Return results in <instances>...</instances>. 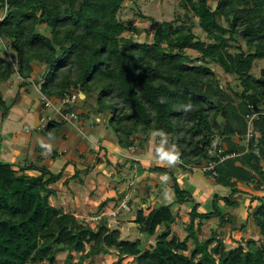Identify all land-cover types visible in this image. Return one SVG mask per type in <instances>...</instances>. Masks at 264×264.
I'll use <instances>...</instances> for the list:
<instances>
[{
    "label": "trees",
    "instance_id": "obj_1",
    "mask_svg": "<svg viewBox=\"0 0 264 264\" xmlns=\"http://www.w3.org/2000/svg\"><path fill=\"white\" fill-rule=\"evenodd\" d=\"M125 1L0 0V41L12 54L0 57V90L16 75L18 89L36 84L38 95L51 100L82 94L79 119H92L97 126L106 115L120 151L128 152L140 139L143 149L150 134L167 138V147L187 164L214 160L216 176L203 175L228 194L213 195L207 210L200 211L173 171L154 166L148 171L167 179L172 202L147 212L138 208L133 223L140 235L129 241L118 230L110 231L105 218L91 228L53 207L49 199L56 193L50 186L62 172L50 171L41 154L23 163L0 159V264H56L62 253L64 264H87L111 252L116 255L112 264H264V69L259 76L252 74L255 63L264 60V0H215L214 8L210 0H182L185 17L197 19L208 41L193 34V24L171 29L169 23L153 22L151 43L122 36L126 26L118 14ZM185 49L199 56L192 59ZM33 66L41 69L34 74ZM213 66L236 84L222 88ZM19 96L8 103L0 91V119ZM90 99L94 104L88 107ZM62 110L61 122L51 117L34 129L48 143L65 141L70 120L64 114L74 112L71 120L77 119L75 106ZM216 138L220 151L211 158L208 151ZM57 157L53 149L50 161ZM94 163H101L99 156ZM107 164L115 165L108 156ZM242 194L255 203L249 209L262 242L247 239L227 249L215 227L204 235L200 225L211 219H217L218 228L228 223L219 205L233 209ZM186 205L189 221L180 241L172 232L178 219L172 209Z\"/></svg>",
    "mask_w": 264,
    "mask_h": 264
},
{
    "label": "rangeland",
    "instance_id": "obj_2",
    "mask_svg": "<svg viewBox=\"0 0 264 264\" xmlns=\"http://www.w3.org/2000/svg\"><path fill=\"white\" fill-rule=\"evenodd\" d=\"M181 1L182 0H126L118 14V19L126 26V31L122 36L131 38L139 43H151L156 30V27L152 25L153 22L157 25L169 23L171 24V29L181 28L182 25L193 24V34H195L199 40L208 41L206 34L203 33L198 26L197 19L191 17V14H188V17H185L186 10L181 6ZM215 4V0L209 1V5L212 8L215 7ZM184 53L192 59L199 56L198 53L192 49H185ZM9 55H12L11 52L7 51L2 41H0V57L7 58ZM35 68L37 72L41 69L39 66H36ZM214 69L220 75L219 80L222 88H224L225 84L228 82L231 85L236 84L235 81H232L227 75L223 74L220 68L214 67ZM263 69L264 60L258 61L252 69V74L259 76ZM16 80L18 82L17 78ZM16 80H14V82ZM36 80L37 78H34V81ZM16 87L18 89V85H16L15 88ZM37 87L36 84L34 86L32 85V91L27 94L30 95L29 97L32 100L37 97ZM15 88L12 90L14 94L16 92ZM0 91L5 95V89H1ZM5 99L6 102H10V99ZM82 99L83 98L79 95V99L74 105L75 109H79L77 112V119H73V121L70 119V122L65 125V141L53 144L50 142L48 143L45 139H37L33 136V140L37 141L38 146H40H33V144L30 145V147L25 145L18 146L22 152L19 160L23 163V161L26 160L27 155L35 159L41 154L42 157H45V164L50 163V171H53L54 174L63 172L67 169L64 172L71 173L68 175L62 173V178L57 183L50 186L56 193L54 197H50V204L55 208L62 209L65 213L73 214L79 220L87 223L91 228H95L99 220L105 218L107 220L108 229L110 231L118 230L123 238L128 226L135 225L133 223L134 214L138 208L147 212L149 209L172 202L171 191L168 187L166 188L168 181L165 177L161 178L159 175L149 172L148 169H151L154 166L165 167L167 165V168L172 169V167H177L179 172L181 171L182 173L183 171L175 165V159H171V156H177L172 153V148L167 147V138L160 139L153 134H150L148 142L145 143L143 149H141L142 147L140 146V144L143 143L140 139L135 141L133 151H128L137 161L133 160V158H124L123 156H126V151H120L115 145L114 134L107 128L106 115L100 116L99 119H97V121L101 120L103 122L96 123L97 126H94V124L92 125V119L85 123L79 119L78 114L83 110ZM16 101L19 103V100ZM54 103H57L58 105V100L55 99ZM86 104L88 107L93 106V99H90ZM32 105L33 104L31 103L30 105H25L23 108L27 109ZM38 105L36 113L40 112L43 116H49V118L52 117V119H55L57 122H61V119L59 118L61 116H59L60 114L56 113L55 110L46 109L39 101ZM88 107L85 106V109ZM62 113H64L63 110ZM93 127L95 128L92 129ZM26 131L27 129H23L24 133H28ZM90 135H93L94 137H90ZM95 137L96 140L93 139ZM101 148H105V153L104 151L99 150ZM53 149H56L58 154H60L59 156H61L59 162L52 161V163L50 161ZM142 150L144 151V156L138 158V153L143 152ZM152 150L154 151L153 154ZM155 150H158L160 152V154H158L161 156L157 155ZM105 154H107L109 160L115 165L108 166L107 156H105ZM81 155L83 156V159H79V156ZM130 155L127 156L129 157ZM97 156H99L101 160V163L98 165L94 163L95 157ZM71 162L74 163L70 164ZM74 171L78 175L77 178L73 177L75 174ZM194 176L196 179L205 178L204 183H207L208 187L203 188L202 190L205 193H199L198 197V202L201 203V207L207 210L206 205L209 201L208 196L215 189V185L213 182H206V180L212 181V179H207V177L199 172L194 173ZM178 178L182 182L183 179L181 178V175L178 176ZM184 186L188 185L184 183ZM198 186L200 188L202 185L198 184ZM165 188L167 191H164ZM187 188H189V193L192 196L196 194L198 196V193L195 192V188ZM239 190L243 191L244 188ZM147 193L148 196H146ZM157 194H160L158 198L156 197ZM252 194V196H259V193L252 192ZM261 195L264 196V192L260 194V196ZM212 196L213 195H211V197ZM237 198L240 200L239 204L233 209L222 204L220 205L222 213L226 214V218L229 219L228 223L218 228L216 227L218 224L217 219H211L207 222H202L200 225L204 235L210 234L211 228L215 227L227 249L234 248L236 242H244L247 239L255 240L258 244L262 242V238L260 237L258 229L256 228L254 220L250 214L251 210L249 209V206H254L255 203L250 204L248 196L244 194ZM130 200L131 205H128ZM143 200L146 201L143 203ZM123 201H125L129 207V212L119 209ZM176 208L177 207H173L172 209L176 210L174 212H177L178 214L176 223L172 225V232L178 240L182 241L186 236L184 225L189 221L188 211L190 205L181 206L178 209ZM117 210L118 213L113 216L112 214ZM201 210L203 211L202 208H200V211ZM194 223L195 226L198 225L197 221ZM133 239L135 238L130 235L126 238V240L129 241H132ZM153 239L154 237H151L147 240L145 243L146 248L153 243ZM187 245L189 247L192 246L190 241H187ZM65 258L66 253L58 254L56 256V264H64ZM76 258L77 255H73L74 262ZM115 260V252H111L107 255L96 256L93 260L86 261V263L112 264Z\"/></svg>",
    "mask_w": 264,
    "mask_h": 264
},
{
    "label": "crops",
    "instance_id": "obj_3",
    "mask_svg": "<svg viewBox=\"0 0 264 264\" xmlns=\"http://www.w3.org/2000/svg\"><path fill=\"white\" fill-rule=\"evenodd\" d=\"M35 67L36 66H33L34 71H35L34 74H36V72H37ZM34 76L35 75L31 76V80H34V78H35ZM16 78H17V76L14 75L12 77V79H11V83H8V84L6 83V84L2 85V89H5L4 93H5L6 98H8V99L10 98L11 99V98L15 97L18 93L20 94V96L17 99V100H19V103L16 102V104L10 109L8 115L3 120L0 119V138H1L0 139V159L3 162H20L19 159H20V156L22 155V152L20 151V148H18V146H20V145H25V146H29L30 147V145L33 144V146L39 147L40 145L38 146V142L33 140V136L36 137L37 139H39V138L41 139L42 136L40 134H38L37 131L34 132V129H36L37 127H41L49 119V116H45V115L43 116V114L40 113V112L36 113V111L38 109V106H39L38 105V101H39L38 93H37L36 99L32 100L29 97L30 95H27V94H29L32 91L31 89H28L27 91H24L23 89H17V87L15 88V86L18 85V82H17ZM13 79L16 80V81L14 82ZM14 88L16 89L15 90L16 91L15 94L12 91ZM36 90H37V88H36ZM31 103L33 105L30 108H27V109L23 108L25 105H30ZM77 110L79 111V109H77ZM23 129H27L26 132H28V133H24ZM91 136L94 137L93 135H90V137ZM42 139L44 140V138H42ZM93 139L96 140V137L93 138ZM53 144H57V143L54 142ZM122 152H125V151L122 150ZM155 152H156L157 155L160 154V152L158 150L157 151L155 150ZM64 153H66V152H64ZM153 153H154V151L152 150V154ZM125 154H126V156L130 155L129 152H127V151H126ZM141 156H144V152H139L138 153V158L139 157L141 158ZM159 156H161V155H159ZM129 157L133 158L132 155H130ZM32 159H33L32 157H29V155H27V160L29 162H31ZM59 159H61V156L57 157V159L55 161L59 162ZM133 159H136V158H133ZM73 163L74 162H71L70 164H73ZM48 165H50V163ZM68 167H69V165H68ZM165 167L167 168V165ZM49 169H50V166H49ZM168 169L173 171L174 176L177 178V180L180 183L181 187L184 188L186 191L189 192V188H187V187H193V188L196 189L195 192L198 193V196L196 194V195L193 196V198L195 199L196 202H198L199 201L198 200L199 193H201V192L205 193L202 190H203V188H207L208 187L207 183H204L205 178H202L203 180L201 178L196 179L194 174H188V173H183V172L181 173V171L179 172L178 168H173L172 167V169H170V168H168ZM66 170H64V171H66ZM64 171L62 173H64V174L66 173L67 175L69 173H71V172H64ZM74 173H75V171H74ZM180 175H181V178L183 179L182 182L178 178V176H180ZM159 177L162 178L163 176H159ZM206 182H210L211 183L213 181H210V180L207 181L206 180ZM184 183L186 185H188V186H184ZM198 184H201L202 186L199 188ZM213 184L215 185L214 186L215 189L212 191V193L209 194L210 197H211V195H215V194H219L220 196H226L228 194V192H226L225 189H223L222 187L216 185L214 182H213ZM241 188L242 187H239V189H241ZM165 191H167V189H165ZM159 196H160V194H159ZM209 196H208V198L210 199ZM199 204L201 206V203H199ZM219 207H220V205H219ZM201 208L205 209L203 207H201Z\"/></svg>",
    "mask_w": 264,
    "mask_h": 264
},
{
    "label": "built area",
    "instance_id": "obj_4",
    "mask_svg": "<svg viewBox=\"0 0 264 264\" xmlns=\"http://www.w3.org/2000/svg\"><path fill=\"white\" fill-rule=\"evenodd\" d=\"M79 99V95H77L76 93H73L71 95H64L61 99L58 100V105L57 103H54V100L48 99L47 97L43 96V95H39V102L46 108V109H53L55 110L56 113L62 115L61 111L64 107H73L76 103V101ZM58 106V107H57ZM57 107V108H56ZM256 116V113H254L249 121H251L254 117ZM64 119L66 120H70L72 118H75V114L74 112H69L63 115ZM250 123V122H249ZM42 128V127H41ZM221 141L220 138H216L210 147V150L208 151L209 156L212 158L213 156L218 154L219 147H220ZM133 147L129 148V152L133 151ZM131 158V157H129ZM135 160V159H133ZM137 161V160H135ZM174 163L176 166H178L182 171H190L192 174L194 173H201L202 175L210 172L212 176H216V173L214 172V167L216 165V162L214 160H210L207 163H204L200 166L197 165H190L185 163L182 159H180L179 157H176L174 160ZM119 209L124 210L129 212L130 209L127 206L126 202L123 201L121 203V206L119 207ZM118 213V210L116 212H114L112 215L115 216Z\"/></svg>",
    "mask_w": 264,
    "mask_h": 264
},
{
    "label": "water",
    "instance_id": "obj_5",
    "mask_svg": "<svg viewBox=\"0 0 264 264\" xmlns=\"http://www.w3.org/2000/svg\"><path fill=\"white\" fill-rule=\"evenodd\" d=\"M81 98H83V95L80 94ZM133 236L134 238H137L140 235V232L138 231L136 225H129L125 234L123 235V239L126 240L128 236Z\"/></svg>",
    "mask_w": 264,
    "mask_h": 264
},
{
    "label": "clouds",
    "instance_id": "obj_6",
    "mask_svg": "<svg viewBox=\"0 0 264 264\" xmlns=\"http://www.w3.org/2000/svg\"><path fill=\"white\" fill-rule=\"evenodd\" d=\"M176 157L175 156H171V159L174 160Z\"/></svg>",
    "mask_w": 264,
    "mask_h": 264
}]
</instances>
